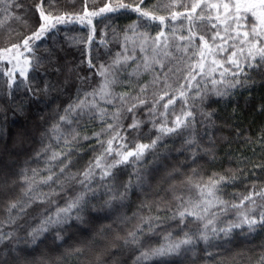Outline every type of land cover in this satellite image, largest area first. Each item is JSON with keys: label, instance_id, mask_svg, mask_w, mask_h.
Instances as JSON below:
<instances>
[{"label": "snow or ice", "instance_id": "snow-or-ice-1", "mask_svg": "<svg viewBox=\"0 0 264 264\" xmlns=\"http://www.w3.org/2000/svg\"><path fill=\"white\" fill-rule=\"evenodd\" d=\"M33 3L35 28L19 41L0 48V64L11 65L3 69L8 78L4 95L9 100H13L14 88L19 90L23 86L33 97L40 91L29 86L28 73L43 65L46 58L39 55L38 42L51 39L58 25L91 26L94 34L93 17L124 10L136 13L138 18L122 30V51L116 52L109 63L97 65L89 53L87 65L99 79L91 81L87 74L79 77L81 87L75 97L52 117L46 139L34 155L35 166L26 162L15 178L0 172V196L9 197L8 189L16 183L21 185L19 196L8 203L10 224L16 218L13 210L19 215L36 201L50 202L52 196L73 182L79 185L75 195L45 214L28 232L32 245L44 243L40 238L49 232L55 237L53 243H60L47 252L36 247L25 253L24 264H58L51 253L65 247L72 253H98L95 264H108L103 257L114 246V240L112 224L106 227L105 222L113 217L114 223L124 225L126 234H117L115 239L122 241L121 251L133 253L132 264H176L174 258L195 251L200 241L218 247L212 241L230 239L237 229L249 233L258 227L264 229V205L258 214L255 207L245 209L246 202L251 201L254 206L255 197L264 198V187L259 191L253 187L238 202L228 201L222 193L226 185L237 179L234 172L205 175L195 164L184 172L179 166L162 170L157 181L163 185L160 191H172L176 200L163 217L160 212L164 200L150 196L139 202L131 216L124 212L133 189L144 191L142 169L146 155L158 154L160 148L166 147V138L177 136L183 138L181 151L191 153L195 161L200 150L193 134L196 116L200 113L209 121L212 117V112L204 111L202 106L211 107L213 97L227 98L234 89L255 85L256 76L264 80V0H169L165 5L157 0L151 6L145 0H106L102 7L82 13L58 12V0ZM0 5L5 11L11 7L7 0H0ZM162 7L170 11L161 14ZM177 21L186 22L187 26L177 25ZM153 25H157L155 35ZM178 29L187 34H178ZM92 40L93 35H89L82 42L90 45ZM173 60L182 67L170 63ZM181 72L182 80H175ZM144 73H150L152 78L139 84ZM89 82L90 86L85 87ZM134 83L138 91H117V86ZM42 91L47 93L49 86ZM141 109L146 120L138 118ZM18 110L23 112L22 107ZM125 120L130 122L125 124ZM93 121L98 122L99 130L91 136L83 134V126ZM145 123L155 130L147 143L140 137ZM90 139L99 146L93 148V160L82 171H73L81 141ZM177 182L186 187L187 194L175 191ZM42 186H47L48 191ZM230 209L237 210L235 219L221 221ZM165 220L177 221L180 230L174 234L163 228ZM193 223L199 225L196 231L181 227ZM82 236L88 238L80 239ZM6 237L11 238L10 234L0 232V240ZM242 264H264V248Z\"/></svg>", "mask_w": 264, "mask_h": 264}, {"label": "trees", "instance_id": "trees-1", "mask_svg": "<svg viewBox=\"0 0 264 264\" xmlns=\"http://www.w3.org/2000/svg\"><path fill=\"white\" fill-rule=\"evenodd\" d=\"M105 2L106 0H58L55 8L58 12L82 13L85 9H98ZM156 2L157 0H145L149 6ZM158 2L160 5H165L169 3V0H158ZM7 3L11 5L7 11L0 5V48L19 41L36 26L33 0H7ZM160 11L161 14H167L170 9L162 7ZM137 18L136 13L124 10L93 17L94 34L91 32V26H82L78 23L58 25L51 39L38 42L41 45L39 55L46 58L43 65L28 73L29 86L40 90L35 97L22 86L19 90L13 89L14 102L9 100L4 95L7 90L5 81L8 78L3 75V69L10 66L0 64V172L15 178L20 169L26 166V162L35 166L34 155L40 149L41 141L46 139L45 132L52 117L58 108L63 107L75 97L77 89L81 87L79 77L87 74L91 81L99 79L92 75L94 69H89L87 65L89 53L97 65L109 63L116 52L122 51V30L127 29ZM176 23L177 25L185 23L187 26L186 22L177 21ZM156 28L157 25L152 26V35H155ZM178 34L187 33H182V30L178 29ZM89 35H93V40L90 45H85L82 41ZM102 41L104 43H101ZM176 55L180 54L176 53ZM170 63L182 67L179 61L173 60ZM70 69L73 71L70 72ZM157 71H159L158 68ZM182 76V72L178 73L174 79L182 80ZM151 78L150 73H144L138 83H147ZM17 79L20 78L17 77ZM255 79V85L234 89L227 98L213 97L211 107L208 104L202 106L204 111L212 112V117L209 121L200 113L196 116L197 123L193 134L200 144V150L195 161L191 158V153L181 151L184 146L183 138L177 136L166 138L163 141L166 147L160 148L158 154L146 155L142 169L145 180L142 185L144 191L134 188L129 195L126 201L128 207L124 209L128 216L137 210L139 202L146 196L157 201L164 200V206L160 212L162 217L167 208L175 206L173 192L166 188L160 191L163 185L157 183L159 176L163 174L162 170L169 166H179L184 172L189 171L190 166L195 164L197 169L202 170L205 175L213 172H234L237 179L234 183L226 185L222 193L223 198L228 201L235 199L238 202L240 197L247 195L253 187L257 191L264 187V80L260 76H256ZM90 82L84 86H90ZM45 86H49L47 93L42 91ZM121 90L135 92L138 91V85L137 83L125 84L123 88L117 86V91ZM151 91L150 87L149 94ZM179 103L180 101H177V104ZM20 107L23 108V112L18 110ZM138 118L147 119L143 109L138 112ZM129 122V120L124 121L125 124ZM98 130L99 124L95 121L83 126L85 135L91 136ZM154 134L155 130L151 128V125L145 123L140 132L141 141L149 142ZM94 147H99L94 139L81 141V151L74 157L73 171H82L89 161L93 160L96 154L93 151ZM127 177L128 174L125 173L124 179L126 180ZM20 187V183H16L8 189L9 197L0 196V232L11 236V238L6 237L0 240V264H24V254L32 252L34 248L39 247L45 252L49 248H56L60 242L53 243L55 237L52 232L41 237L44 243L41 244L38 241L37 245L29 243L28 232L45 214L63 206L67 199L75 195L79 185L73 182L66 186L64 191H59L57 195L52 196L50 202L36 201L19 215L16 210H13L12 215L16 218L15 222L10 224L8 203L10 199H16L19 196ZM42 187L44 191H48L47 186ZM175 191L187 194L186 187L178 182ZM255 200L254 206L251 201L246 202L245 209L255 207V214H258L261 205H264V198L255 197ZM236 211V209H230L227 216H221V221L235 219ZM114 221L115 217L105 222L106 227L112 224L114 246L107 249L103 259L108 261V264H114V261H119V264H132L133 253L127 249L121 251L119 245L122 241L115 239L117 234H126L124 225ZM177 223V221L165 220L162 227L171 229L175 234L180 230ZM181 227L196 231L199 225L193 223ZM87 238L80 237V239ZM212 245L218 247L205 245L203 241L198 242L195 245V251L183 257L174 258L176 264H224L225 260L227 264H233V261L235 264H242L248 256L255 258L264 248V229L258 227L252 233L247 232L246 229H237L230 239L214 240ZM209 251L212 255L208 254ZM51 255L57 259L58 264H95L98 253L93 254L87 251L83 254L72 253L65 247ZM28 259L31 260L32 257Z\"/></svg>", "mask_w": 264, "mask_h": 264}, {"label": "rangeland", "instance_id": "rangeland-1", "mask_svg": "<svg viewBox=\"0 0 264 264\" xmlns=\"http://www.w3.org/2000/svg\"><path fill=\"white\" fill-rule=\"evenodd\" d=\"M11 67V65H9Z\"/></svg>", "mask_w": 264, "mask_h": 264}]
</instances>
